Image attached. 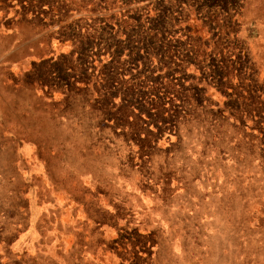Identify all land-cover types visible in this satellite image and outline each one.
<instances>
[{
  "label": "rangeland",
  "instance_id": "374dc122",
  "mask_svg": "<svg viewBox=\"0 0 264 264\" xmlns=\"http://www.w3.org/2000/svg\"><path fill=\"white\" fill-rule=\"evenodd\" d=\"M152 5L0 0V264H264V0H238L230 21L185 0L136 40ZM102 22L143 45L115 54L106 89L105 57L81 73L68 33ZM174 46L190 50L175 73L189 108L151 122ZM211 56L227 59L218 88L201 76Z\"/></svg>",
  "mask_w": 264,
  "mask_h": 264
},
{
  "label": "trees",
  "instance_id": "16d2710c",
  "mask_svg": "<svg viewBox=\"0 0 264 264\" xmlns=\"http://www.w3.org/2000/svg\"><path fill=\"white\" fill-rule=\"evenodd\" d=\"M184 1L185 0H153L152 7L145 10L146 12V15L144 17L145 28H143L142 30L144 34L134 39L138 40L139 38L145 39L148 37L154 38L155 35H160L165 25H168L169 23L170 14H172L173 12L176 15L179 14V12H181V8L178 9L176 8V6L182 5ZM192 1L194 2L198 1L199 4L200 2L204 4H208L209 10H207V12H209L213 8L212 12L213 11L219 12L220 13L219 15L222 20H229V21H230V15H231V14L229 15L230 10L232 13L233 12L235 13L236 6L238 3V0H192ZM173 5H175L176 9L173 8ZM70 26L71 28L68 29V33L71 35L75 33L73 36L74 37L73 40H76L74 47L76 48L78 52H80V56L82 57V63L84 64L80 68V72L83 73L85 69L90 66V62H92L94 58L101 60V57L103 55L105 57V58H102V59H105L103 66L104 67L107 66L109 68L100 69L99 79L100 81L102 80L101 84L105 89L107 88V86H113V85L117 86V84H119L120 80L122 79H120L119 77V74L121 72L113 70L114 65L118 63V60H117L118 55H115V54H120L123 48L128 47L125 52V55L127 56L129 55V52L132 51V49L140 48L143 45H139L138 47V46H131V44H129V41L131 40V38L129 37L130 36L129 30L121 31L120 34L124 35L122 39H117V38L115 39L114 36L116 35V30H117L116 26L108 25L106 22H102L101 24L96 25V26L88 25L85 27H81V25L79 24H73ZM122 40H124L123 41L124 42L123 44L125 45L124 47L119 45ZM156 48L160 49L161 44H157ZM224 49L225 51L228 52L229 54L228 56H230L228 57L229 58L228 60L230 61L231 65L232 66L237 65L236 67H239V64L241 63L239 58L242 56V53L240 52L241 49L239 48L237 51L235 50V52H232L234 51L233 48L231 50L229 48H228L229 50L226 48ZM161 51L164 52L163 57H161V59L158 60L161 63L160 64L161 67L163 68L171 67V68L169 72L164 71L165 72L164 80L161 82V85H160V88H162L161 98H163V101L161 100L158 103L157 99L149 98L148 99L149 101L146 102L150 105V108H153L152 118L151 120H149L151 122L153 120H156L157 118L158 120H163L164 122V118L161 116V114L165 111H166L165 114H167V112L171 110L170 114L174 116L178 112L185 113L187 109L189 108L188 107L189 102L185 100V98H183L182 96L185 94L181 93L182 83L179 82L178 77L175 75V73L176 72L178 73L181 71L179 65L181 61H183L184 57L188 55V52H190V50L188 49V52L186 51L183 52V51H179L178 48L174 46L172 48L165 47ZM217 52L219 53V51ZM211 53L212 52L210 51L209 54ZM124 58L122 61L125 60ZM226 60L227 59H225V61ZM225 61H224V57L216 58L214 56H211L207 60V64H204L205 71L204 72L202 71L201 76L206 79H210V81L213 82V85L216 86V88H218L219 86V80H221L220 79L221 69L225 66L224 65ZM84 62H86L87 64L85 65ZM59 72L60 70H58V68L56 67V73H59ZM145 81L146 80H144L143 78L139 79L138 85L142 83H147L145 84L147 86L152 85L151 82H145ZM126 91L127 90L125 88L124 93L128 94L129 90L127 92ZM106 93L107 92H102L101 96L103 97ZM238 93L239 92H237V94ZM110 94L114 95V92H111ZM227 94L230 95L229 93ZM237 94L234 95L236 96V98L235 97L232 98V100H235L233 104L236 105V108H245L244 107L245 103L240 100L239 98L240 96H238ZM153 96L155 97L154 94ZM262 102H264V100H262ZM165 103L168 104V107L163 108L162 104H165ZM196 104H200V102H197ZM259 115L263 117V120L262 121L260 120V122L257 121L256 116L252 112L253 121L254 123L257 124L256 127H260L261 125L264 126V109L262 110L261 113H259ZM169 127L170 126H167V128Z\"/></svg>",
  "mask_w": 264,
  "mask_h": 264
}]
</instances>
